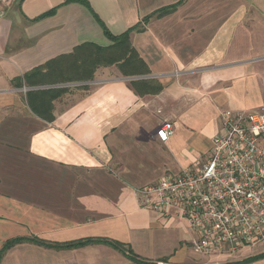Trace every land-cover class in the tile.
<instances>
[{"label":"crops","instance_id":"crops-1","mask_svg":"<svg viewBox=\"0 0 264 264\" xmlns=\"http://www.w3.org/2000/svg\"><path fill=\"white\" fill-rule=\"evenodd\" d=\"M63 1L10 0L0 21V249L19 237L104 238L151 264H264V240L195 253L187 222L141 206L134 191L208 158L222 110L264 105V0H183L163 15L180 0H88L115 35L151 15L130 34L142 62L99 66L90 80L75 79L71 55L112 44L91 11L72 2L34 21ZM0 264L140 263L107 243L24 240Z\"/></svg>","mask_w":264,"mask_h":264},{"label":"built area","instance_id":"built-area-1","mask_svg":"<svg viewBox=\"0 0 264 264\" xmlns=\"http://www.w3.org/2000/svg\"><path fill=\"white\" fill-rule=\"evenodd\" d=\"M10 0H0V21ZM211 155L180 173L134 188L141 206L187 222L195 253L222 255L264 240V105L220 112ZM174 132L164 123L158 136ZM163 264V263H161Z\"/></svg>","mask_w":264,"mask_h":264},{"label":"trees","instance_id":"trees-1","mask_svg":"<svg viewBox=\"0 0 264 264\" xmlns=\"http://www.w3.org/2000/svg\"><path fill=\"white\" fill-rule=\"evenodd\" d=\"M183 0H180L179 3L170 5L168 7H164L159 10V15L168 14L172 10L175 9L177 5H179ZM80 3L84 6H86L93 16L96 18V20L100 23V25L103 27L104 32L107 37H109L112 40V44L109 46H100L95 43H84L78 47H76L74 54L71 55L73 59H75L76 66L74 67L76 73H75V79L77 80H90L93 78L95 70L99 66H110L117 64L120 66V68L127 72L130 71L131 67L134 68L137 58H139V61H141L140 57L138 56L137 51L132 47L130 42V34L132 30L137 29L138 31H142L144 27L141 26V23L145 24L149 18H151V15H148L142 19L137 25L134 27L129 28L127 31L115 35L113 34L109 28L106 26V24L100 19L99 15L94 11L92 8L90 2L88 0H64L63 3L60 5L55 6L54 8L42 13L37 18L34 19V21L40 20L42 18L51 16L56 13L57 9L65 4L68 3ZM136 58V60H135ZM142 62V61H141ZM144 64V62H143ZM48 66H41L37 67L34 72L30 75H26V80L29 82L31 81V78L38 77L39 73L42 72V70ZM126 67V68H125ZM130 67V68H127ZM135 70V69H134ZM131 70L132 73L135 71L140 72L139 70ZM147 71V70H146ZM64 80H72L71 77H63ZM161 89V86L158 88ZM24 240H30L35 243H38L40 245L46 246V247H54V248H72V247H80L92 243H107L116 249L122 251L123 253H126L129 255L134 262L140 263V264H151L152 262L142 260L138 258L131 248H128L124 243L115 241V240H109L104 238H87V239H81L77 241H70L66 243H52L47 242L42 239L38 238H25V237H19L8 240L2 248L0 249V263L2 260V257L6 253L8 249H10L14 244L19 243Z\"/></svg>","mask_w":264,"mask_h":264}]
</instances>
